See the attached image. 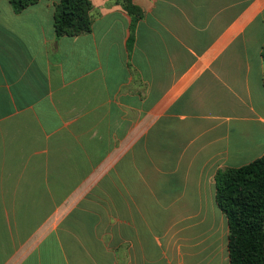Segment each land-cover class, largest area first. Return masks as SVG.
Returning a JSON list of instances; mask_svg holds the SVG:
<instances>
[{"label":"crops","instance_id":"obj_1","mask_svg":"<svg viewBox=\"0 0 264 264\" xmlns=\"http://www.w3.org/2000/svg\"><path fill=\"white\" fill-rule=\"evenodd\" d=\"M0 0V264H229L216 175L264 155V0Z\"/></svg>","mask_w":264,"mask_h":264},{"label":"trees","instance_id":"obj_2","mask_svg":"<svg viewBox=\"0 0 264 264\" xmlns=\"http://www.w3.org/2000/svg\"><path fill=\"white\" fill-rule=\"evenodd\" d=\"M40 0H10L19 14ZM133 26L142 11L132 0H119ZM90 0H61L56 9L57 37L92 31ZM264 56V55H263ZM217 203L229 226V264H264V155L240 168H225L216 175Z\"/></svg>","mask_w":264,"mask_h":264}]
</instances>
